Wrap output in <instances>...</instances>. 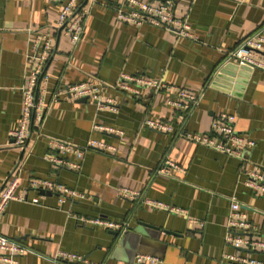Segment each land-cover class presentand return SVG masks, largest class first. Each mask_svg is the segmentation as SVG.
<instances>
[{"label": "crops", "instance_id": "0c3cea01", "mask_svg": "<svg viewBox=\"0 0 264 264\" xmlns=\"http://www.w3.org/2000/svg\"><path fill=\"white\" fill-rule=\"evenodd\" d=\"M116 0H98L89 7L75 48L56 27L61 7L54 0H0V189L18 161V189L39 203L10 201L0 217V233L32 252L18 256L20 264H55L58 251L81 256L73 264H132L136 254L154 256L159 264H239L236 254L264 264V247L234 248L225 242L230 199L237 200L252 224L254 237L264 242V196L244 184L249 170L264 172V71L224 62L229 50L264 27V0H174V12L190 27V37L144 23L132 26L116 20ZM36 34L51 36L45 65L47 113L37 136L34 125L23 147L12 143L18 127L23 86L33 64ZM122 74L159 79L186 91H203L185 129L209 133L221 113L233 114L235 130L255 141L241 158L218 152L184 137L150 127L144 118L177 125V109L168 94L150 89L139 94L114 84ZM94 78L116 112L100 110L93 101L52 95L66 86ZM94 124L121 130H95ZM95 138L116 147L109 154L86 150L78 169L57 167L45 160L48 140L82 146ZM168 155L184 168L173 177L154 176ZM32 178L56 181L90 199L57 201L54 192L29 187ZM125 187L140 190L184 214L136 204L119 194ZM187 216L203 222L192 223ZM102 217L128 223L118 231L84 223Z\"/></svg>", "mask_w": 264, "mask_h": 264}, {"label": "built area", "instance_id": "2783aa9c", "mask_svg": "<svg viewBox=\"0 0 264 264\" xmlns=\"http://www.w3.org/2000/svg\"><path fill=\"white\" fill-rule=\"evenodd\" d=\"M54 1L61 2L55 25L58 30L62 32L69 44L75 48L81 39L85 20L89 13V7L85 6V4L88 2L89 5H92L98 0ZM114 9L116 20L122 23L137 27L144 23H148L168 30H174L184 37L191 36L187 21L177 16L174 12V0H116ZM51 41L52 38L48 34H36L33 40V64L27 70V75L25 77L19 124L18 127L10 133L12 143L19 147H23L26 144L30 124L35 126L37 136L41 135L40 130L48 108L45 98L46 84L48 82V76L45 73V65L49 58ZM224 62H232L237 65L246 64L252 68L264 71V27L257 28L240 40L234 48L227 52ZM114 86L124 91L132 92L133 94H139L140 91L144 89L168 94L167 103L177 109V125L144 118L141 122L142 127L162 130L172 134L175 138L184 137L192 142L210 147L218 152L235 158H241L245 150H250L255 145L253 139L235 130V117L233 114L221 113L216 116L210 123L209 133L188 131L185 129L189 117L202 98V90L195 92L186 91L159 79L145 78L143 76L130 74H122ZM102 92V83L91 78L88 81L58 89L55 94L52 95V98L56 99L57 96L66 95L71 98L86 97L87 100L95 103L97 109L116 112L117 107L115 102L105 97ZM93 128L105 132H115L119 135L122 134L121 130H116L109 126L94 124ZM91 149L102 150L109 154L116 152V147L114 145L107 144L95 138H89L82 146H77L64 140L49 139V152L45 154L43 158L57 167L64 166L69 169H78L80 167L79 162L68 161L63 155L71 153L79 160L82 158L84 151ZM21 165V161L16 163L0 189V217L10 201H30L34 204L39 203V197L28 199L27 195L21 193L18 189ZM176 172L183 173L184 168L173 159L169 158L168 155L163 156L158 166L153 170L154 176L162 175L173 177ZM244 184L255 194L264 196L263 171H247L245 173ZM29 187L37 190L54 192L59 204H62L66 200L90 199L89 196L75 189L48 179L32 178L29 180ZM119 194L122 197L132 200L136 204V207L139 205H146L151 208L174 213H185L181 208H173L162 201L148 198L145 193L140 190L122 187L119 189ZM187 221L203 225V222L190 216H187ZM83 222L102 226L110 230H116L119 234H123L128 230L127 222L118 223L102 217L90 218ZM226 227L227 232L224 239L230 246L237 249H256L264 247V242L253 236L255 227L247 220L246 213L241 208L240 203L234 198L230 199V212ZM26 252H32V250L15 239L8 238L0 233V264H20L18 256ZM224 257L239 264H258L254 259L236 254H226ZM47 259L55 264H73L74 262H79L82 258L76 253L58 251L54 256L47 257ZM132 264H159V259L154 256L136 254Z\"/></svg>", "mask_w": 264, "mask_h": 264}, {"label": "water", "instance_id": "95a60500", "mask_svg": "<svg viewBox=\"0 0 264 264\" xmlns=\"http://www.w3.org/2000/svg\"><path fill=\"white\" fill-rule=\"evenodd\" d=\"M230 63H232V62H230ZM235 64V63H234ZM235 65H237V64H235ZM241 66H248V65H246V64H241ZM250 67V66H249ZM79 100H81V101H83V102H86L87 101V98L86 97H82V98H79ZM116 234V236L118 235V233H115Z\"/></svg>", "mask_w": 264, "mask_h": 264}]
</instances>
